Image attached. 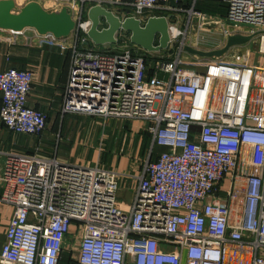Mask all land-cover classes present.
Instances as JSON below:
<instances>
[{
    "label": "built area",
    "instance_id": "2783aa9c",
    "mask_svg": "<svg viewBox=\"0 0 264 264\" xmlns=\"http://www.w3.org/2000/svg\"><path fill=\"white\" fill-rule=\"evenodd\" d=\"M78 1L76 33L46 38L69 53L62 113L144 122L152 146L164 151L143 164L127 209L117 201L115 172L0 153V207L12 211L0 264H264V63L210 61L200 72L182 62L194 18L200 29L229 28L228 38L251 33L263 58L264 0H216L225 5L223 25L191 0L185 30L172 37L163 16L176 11L169 0ZM86 2L142 26L165 17L169 47L182 38L174 58L122 45L118 36L111 49L89 47ZM32 77L27 69L0 72V120L14 134L47 128V116L27 104ZM68 236L79 238L76 250Z\"/></svg>",
    "mask_w": 264,
    "mask_h": 264
},
{
    "label": "crops",
    "instance_id": "0c3cea01",
    "mask_svg": "<svg viewBox=\"0 0 264 264\" xmlns=\"http://www.w3.org/2000/svg\"><path fill=\"white\" fill-rule=\"evenodd\" d=\"M202 1L205 2L203 4L211 2V0ZM190 4L191 0H184L179 4H176L174 0H169L166 5L176 11L165 12L163 16L169 18V23L176 20L175 26L178 30L183 24L185 26V23L178 18L177 14L185 13ZM221 5L223 11L221 7H218L219 11L215 15L225 13V5ZM200 9L205 10L203 6H200ZM200 9L197 11L203 12ZM62 12L66 14L63 15ZM56 14L62 16L48 31L52 39H59L58 34L64 35L71 30V21L65 23L71 19L70 11L63 10ZM186 19L185 15V22ZM11 37L8 33L0 32V72L15 68L27 69L33 73L27 104L31 109L43 112L47 116L48 124L42 135L25 136L8 131L0 120V153L56 157L61 162L97 166L100 169L115 172L119 175L118 203L127 209L128 205L124 206L118 196H125L127 204L131 202L137 188V177L141 174L143 164L148 159L155 160L164 149L152 146L151 137L146 130L147 124L144 122L131 121L127 123L113 119L106 121L105 124L102 122V125L97 124V126L91 123L90 129H87L81 138V143L72 148L71 137L63 138L62 136L64 125L67 119H70L68 117L79 116L62 113L63 95L69 70V53L62 51L55 42L35 43L26 38L12 39ZM199 71L203 72V69ZM107 126H110V129ZM61 141H63V148L60 149ZM1 167L2 158H0V172ZM1 192L2 187L0 186V195ZM11 212L10 207H0V246L4 242ZM78 240L79 238L73 239L68 236L66 242L73 245L76 250Z\"/></svg>",
    "mask_w": 264,
    "mask_h": 264
},
{
    "label": "rangeland",
    "instance_id": "374dc122",
    "mask_svg": "<svg viewBox=\"0 0 264 264\" xmlns=\"http://www.w3.org/2000/svg\"><path fill=\"white\" fill-rule=\"evenodd\" d=\"M203 2L204 1H202V0H200V1L198 0L196 7H195L196 11H197V6H203L206 11H212L215 13H218V11H219L218 7L222 8V5L216 0L215 1L211 0V2H208L206 4H203ZM213 2H215V3H213ZM29 5L36 7V12L41 13L42 15L61 13V11H63V10L64 11L65 10L70 11L71 19L67 20V22H65V23H68V21H71V23L73 24L72 29H71V31H69L67 33L69 35L66 34L67 36L64 35L65 37L63 36L61 38L67 39V38L71 37L73 33H76L77 25H78V18H79V11H80L81 6H82L78 0H59L58 2H54V1H50V0L49 1L48 0H27V2L24 3L23 6H21L20 8L14 6V9L9 10V13H10V15L17 17L21 13V11L24 10ZM91 5H93V3L86 2L83 5L84 11L87 8L89 9L91 7ZM190 6H191V4H190ZM189 8L190 7L188 6L186 8V10H188ZM3 9L5 10V8H3ZM121 10L125 11L122 8H121ZM221 10L223 11V8ZM113 11L115 13H117L115 10H113ZM126 11H127V9H126ZM201 13H203V12H201ZM209 13L210 12H204L203 15H206L209 17H212L213 15H215V14H209ZM62 14L64 15L66 13L62 12ZM175 14H177V13H175ZM177 15H178V18L186 24V22H185V15L186 14L181 13V14H177ZM217 16L220 17L219 19H221V20H219V21L223 25L224 24V20H223L224 14H218ZM44 17H42V18H44ZM186 17H187V15H186ZM175 22H176V20H174L170 24H172V26L176 28ZM197 22H198L197 18H194L192 20L191 27L188 30V37L186 40V46L189 48H192L194 50L201 51V52H213V51L223 49L224 46L226 45L228 36L230 34L229 28H226V27L222 28L220 26L222 31L219 32L217 30L216 31L213 30V25H211V26L206 25L200 29V27H199L200 24H198ZM64 25H67V24H64ZM103 27H104V24H103ZM198 29L200 31H198ZM178 30L183 32L185 30L184 24L180 28H178ZM0 32L8 33V35L12 34L11 35L12 39H16V38L21 39L22 36H24V37L31 39L32 42H35V43H42L43 41H46V38H51V36H49V33H39L37 30V27H35V26H29V27H26L20 31L0 29ZM249 34L250 35H248V36L251 37L252 34L251 33H249ZM205 35H209L207 37H210V39L206 38V39L202 40L201 37L205 36ZM117 36H118V39L122 45H128L129 44L128 43L129 34L127 32L119 31ZM8 37H10V36H8ZM211 38H213L212 39L213 41L211 40ZM181 39L182 38H178L174 42L172 47L168 46V48L166 50L161 51L159 53L160 58H162L164 60H171L172 58H174V55H175L174 51H176L175 46H177V47L179 46ZM197 39L199 41H202V42L198 41V44H196ZM47 40H49V39H47ZM53 42L58 43L57 41H53ZM107 46H110V49L112 48L111 45H107ZM113 46H115V45H113ZM89 47H94V48H97L98 50H101V46H95L93 44H90ZM116 48H119V46ZM254 50H255V40L252 42H248L245 45L234 46V47L230 48L223 56H221L217 59L214 57L213 58H202V57H198L195 55H190L184 51L182 54V62L183 63L184 62L190 63V64L194 65V67L197 70H201L203 68V66L210 61H223V62H227V63H245V62H247L249 64L250 63H259V62L264 63V57L263 58L259 57V55H257ZM190 64H187V65H190ZM68 118H70V119H67V121L64 125L63 131H62V133H63L62 136H63V138H66L69 136L71 137L72 143H73L72 148L75 145H79L81 143V138L85 134V131L87 129H90L91 123H93L95 126H97V124L102 125V121L99 118L90 119V117H87V116L85 117L83 115L74 116V117L69 116ZM85 118H87V119H85ZM127 123H129V122H127ZM100 128L102 129V127H100ZM107 128L110 129V126H107ZM77 129H80V131H77ZM104 131H105V129L103 130V132ZM78 134H80V135L78 136ZM61 142L62 143L59 144L60 149L63 148L62 147L63 141H61ZM55 147H56V143H55ZM57 147H58V145H57ZM118 197L123 202L124 206L127 207V205H128L127 204V198L123 195H120ZM117 201H118V199H117ZM71 233H73V230L71 231ZM79 233H80V228H79Z\"/></svg>",
    "mask_w": 264,
    "mask_h": 264
},
{
    "label": "water",
    "instance_id": "95a60500",
    "mask_svg": "<svg viewBox=\"0 0 264 264\" xmlns=\"http://www.w3.org/2000/svg\"><path fill=\"white\" fill-rule=\"evenodd\" d=\"M0 8V29L2 30L20 31L26 27L35 26L39 33H49L48 31L62 16L48 13V15H42L36 12V7L30 5L15 17L9 13V10L14 9L11 1L0 2ZM86 18L90 23L86 36L91 44L95 46L115 45L119 31L127 32L130 44L147 53H160L166 50L170 44L168 22L165 17L149 18L142 26L140 21L135 18L130 17L120 20L106 8L92 6L87 10ZM72 25L71 23V29ZM67 33H64V35ZM64 35L58 34L57 37L61 38ZM251 39L252 37L249 36L235 35L227 39L226 45L221 50L201 52L186 46L184 51L202 58L220 57L230 48L245 45Z\"/></svg>",
    "mask_w": 264,
    "mask_h": 264
},
{
    "label": "bare ground",
    "instance_id": "6f19581e",
    "mask_svg": "<svg viewBox=\"0 0 264 264\" xmlns=\"http://www.w3.org/2000/svg\"><path fill=\"white\" fill-rule=\"evenodd\" d=\"M179 33V30H177V28H173V27H171V29H170V36L172 37V36H175V35H177ZM224 55V54H223ZM222 55V56H223ZM221 57V56H220ZM214 58H219V57H214Z\"/></svg>",
    "mask_w": 264,
    "mask_h": 264
},
{
    "label": "trees",
    "instance_id": "16d2710c",
    "mask_svg": "<svg viewBox=\"0 0 264 264\" xmlns=\"http://www.w3.org/2000/svg\"><path fill=\"white\" fill-rule=\"evenodd\" d=\"M197 4V3H196ZM195 7H196V5H195ZM197 9H200V6H197ZM200 11H203V12H210L209 14H216L215 12H212V11H206V10H203V9H200ZM85 17L84 18H86V15H84ZM91 44V43H90ZM130 44V43H129ZM131 45V44H130Z\"/></svg>",
    "mask_w": 264,
    "mask_h": 264
}]
</instances>
